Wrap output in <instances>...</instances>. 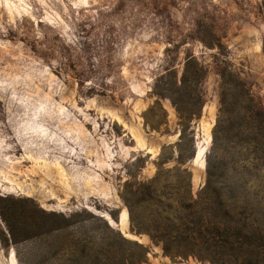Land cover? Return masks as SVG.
<instances>
[{
  "label": "rangeland",
  "instance_id": "rangeland-1",
  "mask_svg": "<svg viewBox=\"0 0 264 264\" xmlns=\"http://www.w3.org/2000/svg\"><path fill=\"white\" fill-rule=\"evenodd\" d=\"M190 56L203 106L181 142L153 89ZM222 94L264 110V0H0V264H213L133 231L127 200L137 217L166 181L196 194L211 153L237 195ZM157 175L150 197L127 186Z\"/></svg>",
  "mask_w": 264,
  "mask_h": 264
},
{
  "label": "trees",
  "instance_id": "trees-1",
  "mask_svg": "<svg viewBox=\"0 0 264 264\" xmlns=\"http://www.w3.org/2000/svg\"><path fill=\"white\" fill-rule=\"evenodd\" d=\"M203 74L199 63L190 56L179 79L174 78L170 83L162 75L154 84V94L161 100H170L176 109L181 142L193 141L191 126L203 106L200 91ZM225 96L222 94L220 101L213 146L221 124L228 120L230 139L234 142V150L237 149V158L233 161L237 195L225 182L227 166L223 167L224 172L214 169L211 153L206 158V183L196 194L191 182L171 184L166 181L162 189L159 188L158 203L162 209L147 212L146 207H152L149 204L137 213V217L136 203L128 204L127 200L131 228L136 233L146 232L156 243L162 242L165 252L173 257L197 256L213 264L244 261L264 264V214L260 212V207H264V110L246 94L247 99L239 103L241 106L226 112L228 98ZM150 119L147 115L146 121ZM158 180L159 175L151 181L154 187L137 182L127 186L134 187L136 195L150 192L144 194L150 197L158 193ZM147 251L145 248V255Z\"/></svg>",
  "mask_w": 264,
  "mask_h": 264
}]
</instances>
